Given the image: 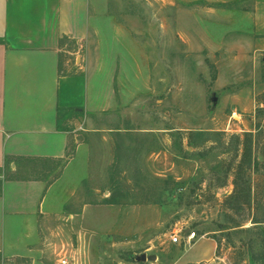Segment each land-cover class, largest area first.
<instances>
[{
  "label": "crops",
  "instance_id": "1",
  "mask_svg": "<svg viewBox=\"0 0 264 264\" xmlns=\"http://www.w3.org/2000/svg\"><path fill=\"white\" fill-rule=\"evenodd\" d=\"M210 2L204 11L195 13V18L202 19L197 23L198 36L181 33L184 28L175 27L169 31L163 17V24L157 26V64H166L169 57L179 66L183 65V60L209 59L217 67L218 74L211 87L204 91L212 94L218 111L229 112L230 119L235 115L242 119L254 108L263 106L259 94L264 89L256 91L252 82L245 83L236 75L238 66L257 65L258 60L261 63L264 59L263 2ZM97 8L94 5V9ZM100 14L96 10L91 12L88 0H0V264L18 261L39 264L43 238L61 240L59 249L64 245V236V239L68 236L83 242L87 237L83 232L87 221L92 226L91 234L98 239L108 237L109 231H103L101 227L111 228L112 220L96 214L99 205L94 204L103 198H98L100 189L90 182L91 175L98 171L97 165L104 160L99 153V144L104 140L110 142L111 159L117 163L114 134L121 133L120 137L136 135L143 140L157 134V138L161 135L165 140L166 134L176 131L164 125L95 129L92 113L115 106L111 97L104 98L105 91L113 87L114 82L120 87V95L125 92L133 97L151 91V56L144 39L140 45L133 41L128 47L126 42L122 43V37L111 31V40L116 45L113 47L110 43L108 50V37L98 23ZM181 23L179 21L177 25ZM95 35L99 41L92 53L102 62H94L86 72L67 73L69 63L65 59L64 40L72 38L81 42ZM166 51L171 53L168 55ZM106 57L111 60L109 69L106 68ZM126 63L134 65L129 76L122 71ZM117 70L120 72L116 73ZM102 82L108 85L104 91ZM189 87L191 91L192 87ZM224 126V123L219 125L222 131H226ZM95 131L108 134H103V139L99 140ZM183 131L196 132L192 129ZM40 164L48 165V171L31 177L30 171L42 170L35 169ZM88 193L95 196L89 203L86 202ZM115 204L107 201V210L117 206L124 209V228L132 235L135 216L130 214L128 203ZM149 209L141 216L146 229L157 226L159 219L157 213L149 214ZM200 235L191 247H187L199 245V253L192 261L186 260L182 264H204L215 258L216 241ZM67 243L69 249L70 242ZM184 248L185 251L186 245ZM81 251L79 247L71 252ZM162 251L165 254L158 261L171 255L170 249ZM184 251L176 253L173 264H178ZM106 254L102 256L108 258Z\"/></svg>",
  "mask_w": 264,
  "mask_h": 264
},
{
  "label": "rangeland",
  "instance_id": "2",
  "mask_svg": "<svg viewBox=\"0 0 264 264\" xmlns=\"http://www.w3.org/2000/svg\"><path fill=\"white\" fill-rule=\"evenodd\" d=\"M88 1L91 12H101L98 23L108 37V50L110 43L113 47L116 45L110 37L113 31L117 37H122V43L126 42L128 47L133 41L140 45L144 39L151 56V91L147 95L132 97L125 92L120 95L118 83L114 82L113 87L107 89L108 85L102 82L103 91L107 89L104 98L111 97L115 106L92 113L95 129L164 125L176 131L166 134L165 140L161 135L157 138V134L148 140L136 135L120 137L121 133L114 134L117 163L112 162L110 142L104 140L99 144V153L104 160L97 165L98 171L91 175L90 182L100 189L98 198H103L94 204L99 205L96 214L102 219L110 217L113 226L101 227L103 231H109V236L98 239L90 233L92 226L87 221L84 225L86 230H83L87 237L83 242L67 236L70 251L79 247L82 249L81 253L71 252L75 262L173 264L177 259L176 253L184 251L185 244L175 246L172 234L174 231L183 234L190 230L196 233V239L204 234L217 243L215 258L204 264H264V223H254L264 221V111H259L264 106L254 108L242 119L237 115H231L230 119L229 112L218 111L212 94L204 91L206 87H211L218 74L217 67L209 59L183 60V65L179 66L174 65V60L169 57L166 64H157V26L163 24V17L169 31L175 27L184 28L181 33L190 32L198 36L200 29L197 23L202 19L195 18V13L204 11L207 4H211L210 0ZM262 2L264 6V0ZM94 5L98 8L94 9ZM179 21L182 23L177 25ZM98 23L96 25L99 26ZM98 41L96 35L81 42L72 38L64 40L65 59L69 63L67 73L86 72L94 62H102L99 56L92 53ZM170 53L166 51V54ZM106 54L109 57L107 50ZM107 57L106 68L109 69L111 60ZM122 71L129 76L134 71V65L126 63ZM236 75L245 83L252 82L256 91L264 89V59L261 63L258 60L257 65L238 66ZM259 96L264 99V92ZM221 123L225 124L226 131L220 129ZM180 129L182 131H178ZM187 129L196 132L183 131ZM207 129L214 131L207 132ZM246 132L252 133L253 137L251 152L245 156L243 146L235 136ZM95 133L99 140L103 139V134H108L102 131ZM189 138L190 142L183 141ZM243 161L247 163L243 164ZM47 166H37L35 169L42 170L30 171L31 177L44 174L43 171H48ZM237 181L238 186L235 184ZM246 193H249L247 200ZM93 198L95 196L88 193L86 202ZM107 201L116 202V206L128 203L130 214L135 216L132 235L124 228V209L120 210L117 206L107 210ZM147 208H150L149 214L157 213L159 218L157 226L151 229H146L141 219L148 212ZM156 208L158 211H155ZM54 238H43L39 264H57L61 240ZM64 238L62 244L67 246L68 241ZM187 247L191 246H186L178 264L192 261L199 253V245L190 249ZM164 249H170L168 252L171 255L158 261L159 257L162 259ZM105 252L108 258L102 256ZM143 255L148 257L147 261L138 260ZM21 263L33 264L26 261L16 264Z\"/></svg>",
  "mask_w": 264,
  "mask_h": 264
},
{
  "label": "built area",
  "instance_id": "3",
  "mask_svg": "<svg viewBox=\"0 0 264 264\" xmlns=\"http://www.w3.org/2000/svg\"><path fill=\"white\" fill-rule=\"evenodd\" d=\"M195 239L196 233L190 230L187 234H181V231H174L172 234V243L177 245H181L184 242V244L188 246L191 245ZM57 264H77L72 257L71 251L64 245L59 250Z\"/></svg>",
  "mask_w": 264,
  "mask_h": 264
},
{
  "label": "trees",
  "instance_id": "4",
  "mask_svg": "<svg viewBox=\"0 0 264 264\" xmlns=\"http://www.w3.org/2000/svg\"><path fill=\"white\" fill-rule=\"evenodd\" d=\"M259 102L260 104H262L264 106V99L262 98V96H259ZM260 112L264 111V108H260L259 110ZM253 137L252 133H244L243 135H236L235 138L241 142V146H243V155L245 154L248 155V153L251 152L252 149V143H251V139ZM247 163L246 161H243V164ZM236 186H238V181L235 182ZM249 197V193L245 194V199L247 200ZM245 200V201H246ZM255 224H262L264 223V221H255Z\"/></svg>",
  "mask_w": 264,
  "mask_h": 264
},
{
  "label": "water",
  "instance_id": "5",
  "mask_svg": "<svg viewBox=\"0 0 264 264\" xmlns=\"http://www.w3.org/2000/svg\"><path fill=\"white\" fill-rule=\"evenodd\" d=\"M138 260H141L142 262H144L148 260V257L146 255H143L141 258H138ZM152 260H156V257H152Z\"/></svg>",
  "mask_w": 264,
  "mask_h": 264
}]
</instances>
